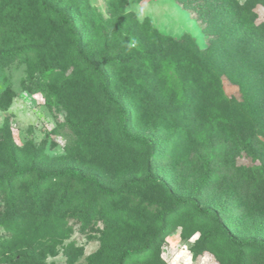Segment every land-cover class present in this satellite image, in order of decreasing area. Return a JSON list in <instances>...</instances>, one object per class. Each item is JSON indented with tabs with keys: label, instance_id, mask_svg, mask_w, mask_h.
<instances>
[{
	"label": "trees",
	"instance_id": "obj_1",
	"mask_svg": "<svg viewBox=\"0 0 264 264\" xmlns=\"http://www.w3.org/2000/svg\"><path fill=\"white\" fill-rule=\"evenodd\" d=\"M118 1L108 0V12L121 25L127 15L122 10L123 3L118 6ZM180 2L192 8L200 21L199 16L205 15L203 28L210 37L206 49L198 51L192 39L170 36L159 37L151 49H140L135 39H129L130 31H126V42L119 37L110 47L103 45L99 52L86 47L88 42L64 0H0V69L22 58L28 63L25 57H38L37 65L33 63L37 69L31 70L37 71L38 76L29 78L24 88L35 86L43 93L49 109L67 112L65 122L75 138L72 149L89 153L84 155L89 162L103 160L114 168L123 167L121 158L129 156L126 145L149 150L143 178L133 177L113 189L104 186L96 174H86L77 166L43 169L35 162L41 149L31 150L30 160L26 154L21 156L23 150L16 146L5 123L0 128V227L3 228L0 263L46 264L43 253L54 247L52 239L59 234L55 218L66 207H77L71 214L76 220L84 219L85 226L92 220L103 224L99 231L101 252L92 254L81 264H165L158 245L169 234L174 221L180 220L179 208H191L201 222H213V230L201 238L202 245L211 243L214 234L224 238L227 246L237 248L233 264H247L249 259L264 264V240L236 237L217 211L202 206L195 198L176 194L166 180L151 170L156 153L153 151L158 150L152 139L135 134L130 128V114L121 93L129 94L138 106V101L142 97L146 99L147 94L162 93L164 88L157 87L153 77L159 60L175 58L205 75L225 68L241 84V64L228 53L247 50L246 55L251 57L252 46L258 42L264 46V22H256L254 12L257 5H264V0H245L243 4L234 0ZM213 7L215 14L211 13ZM108 50L119 51H111L105 61H99V55H105ZM124 50L127 54H123ZM253 57L257 74L264 75V52ZM106 67L116 68L114 74L120 69L116 84L111 83ZM152 108L153 114L158 115ZM180 112L179 107L171 110L166 105L164 116L159 118H183ZM206 126L208 145L214 142L223 147L210 152L205 159L199 158L202 186L233 193L251 212L264 214V140L257 132L248 133L223 119L209 120ZM176 130L179 132V128ZM242 154L252 164L239 163ZM83 188L92 189L95 194L90 197ZM131 192L135 197L141 194L144 198L156 197L151 199L156 208L147 210L139 201L127 208L124 202ZM143 204L151 205L149 201ZM85 205H88L86 213ZM123 210L129 220L125 219ZM147 229V241L141 245L127 244L130 232L132 235L136 232L134 238H142L148 236ZM187 230L182 236H190L197 228ZM50 237L53 238L49 240ZM68 264L77 263L71 259Z\"/></svg>",
	"mask_w": 264,
	"mask_h": 264
},
{
	"label": "rangeland",
	"instance_id": "obj_2",
	"mask_svg": "<svg viewBox=\"0 0 264 264\" xmlns=\"http://www.w3.org/2000/svg\"><path fill=\"white\" fill-rule=\"evenodd\" d=\"M244 1L234 0L238 4H243ZM122 3V10L127 19L119 25L108 12V0H64V5L69 8L80 32L88 42V49L102 52L103 45L110 47L119 37L126 42V31H130L129 39H135L140 49H151L155 47L159 37L166 36L185 37L189 41L192 39L197 44L198 51L206 49L209 44L210 37L203 28L206 26L205 15L199 16L201 22L198 14L180 0H119L117 5ZM215 9L216 7H213L211 10L212 14ZM254 12L256 22H264V5H257ZM258 43L249 49L252 58L246 55L247 50L228 53L229 56L237 57L238 64H241V84L235 77H230L231 73L225 68L205 75L186 63L177 62L175 58H165L157 62L153 75L156 86L164 88L162 93L147 94L146 99L142 97L143 100L138 101L139 106L130 99L129 94H121L130 114L129 124L132 132L152 139L156 149L158 148L153 151V154L156 153L151 162L152 172L166 180L176 194L195 198L202 206L217 211L223 223L236 237L264 240V214L251 212L252 209H249L244 201L240 203L233 193L219 192L214 186L205 188L199 174L202 163L199 158L205 159L210 152L220 151L223 147L214 142L208 145L206 125L209 120L223 119L233 122L248 130V133L257 132L264 140V75L259 72L257 74L254 69L257 62L253 57L261 55V51L264 52V46ZM111 51L99 55V61H105ZM119 54L122 55L120 52ZM123 54H127V50H124ZM32 57H25L31 64L22 58L0 69V128L8 123L14 143L23 150L21 156L26 154V158L30 160L29 153L37 148L41 149L35 162L43 169L77 166L86 174H96L104 186L113 189L133 177L142 179L146 170L145 160L149 154L146 148L137 149L126 145L129 148V156L122 157L123 167L116 168L103 160L102 163L99 160L95 163L89 162L84 156L89 153L81 154L72 149L75 138L65 122L67 112L63 109H49L43 93L34 88L35 86L24 88L29 78L38 76L37 71L31 70L37 69L33 63L37 65L39 59L36 55ZM106 69L111 83L116 84L120 69L117 68L119 71L116 74L113 72L116 68ZM166 105H169L171 110L179 107L183 118L160 119V116H164ZM152 107L158 111V115L153 114ZM176 128H179V132ZM119 140L117 138L118 145L122 146ZM170 149L172 154L168 155ZM238 161L246 165L252 164L244 154ZM83 189L89 192L90 197L95 194L92 189ZM128 196L129 199L124 202L127 208L135 201H139L147 210L156 208L151 202V199H157L156 197L148 195L144 198L143 194L135 197L134 192ZM147 201L151 205L143 204ZM86 208L88 205L84 206L85 213ZM75 211L77 207H66L55 218V225H59V234L54 239L49 238L54 240V247L43 253L46 264H68L71 259L77 264L86 263L92 254L101 252L99 231L103 227L102 222L92 220L90 225L85 226L84 219L79 221L72 216L71 213ZM177 213L181 215L180 220L174 221L171 231L158 245L165 264L235 262L238 250L231 244L230 247L227 246L224 238L212 234L211 243L201 244L204 234L213 230V222H201V218L196 216L191 208H179ZM123 215L129 220L124 210ZM149 217L148 215L146 218ZM188 227L197 228V231L190 236H182L183 231L187 233ZM2 232L3 228L0 227V233ZM148 232L149 229L146 235ZM135 234L136 232L133 235ZM133 235L131 232L128 234L130 243L127 244L141 245L149 237V234L142 238H134ZM247 264L257 263L249 259Z\"/></svg>",
	"mask_w": 264,
	"mask_h": 264
}]
</instances>
